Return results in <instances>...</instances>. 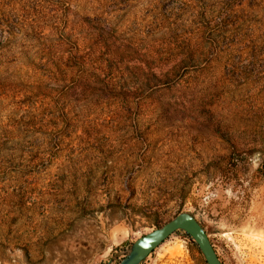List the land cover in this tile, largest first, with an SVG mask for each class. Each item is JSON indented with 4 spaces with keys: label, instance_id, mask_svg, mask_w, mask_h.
<instances>
[{
    "label": "rangeland",
    "instance_id": "obj_1",
    "mask_svg": "<svg viewBox=\"0 0 264 264\" xmlns=\"http://www.w3.org/2000/svg\"><path fill=\"white\" fill-rule=\"evenodd\" d=\"M181 211L264 264V0H0V264H106ZM144 264L206 263L178 230Z\"/></svg>",
    "mask_w": 264,
    "mask_h": 264
},
{
    "label": "water",
    "instance_id": "obj_2",
    "mask_svg": "<svg viewBox=\"0 0 264 264\" xmlns=\"http://www.w3.org/2000/svg\"><path fill=\"white\" fill-rule=\"evenodd\" d=\"M178 230L194 241L206 264H223L203 225L191 213L185 211L178 212L162 225L128 243L121 258L114 254L106 264H115V261L117 264H142L159 244Z\"/></svg>",
    "mask_w": 264,
    "mask_h": 264
},
{
    "label": "trees",
    "instance_id": "obj_3",
    "mask_svg": "<svg viewBox=\"0 0 264 264\" xmlns=\"http://www.w3.org/2000/svg\"><path fill=\"white\" fill-rule=\"evenodd\" d=\"M185 235H186L187 237H189L186 233H185Z\"/></svg>",
    "mask_w": 264,
    "mask_h": 264
},
{
    "label": "built area",
    "instance_id": "obj_4",
    "mask_svg": "<svg viewBox=\"0 0 264 264\" xmlns=\"http://www.w3.org/2000/svg\"><path fill=\"white\" fill-rule=\"evenodd\" d=\"M145 263V262H144ZM144 263H142V264H144Z\"/></svg>",
    "mask_w": 264,
    "mask_h": 264
}]
</instances>
